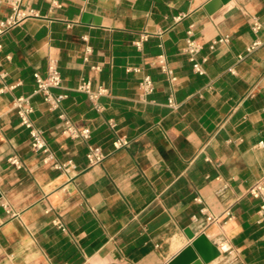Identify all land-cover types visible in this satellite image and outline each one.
<instances>
[{
    "label": "crops",
    "instance_id": "1",
    "mask_svg": "<svg viewBox=\"0 0 264 264\" xmlns=\"http://www.w3.org/2000/svg\"><path fill=\"white\" fill-rule=\"evenodd\" d=\"M14 2L40 17L0 36V264H170L201 234L221 252L209 264H264L263 202L249 194L264 184V0H0V21ZM50 59L63 78L52 92L67 96L56 111L36 93ZM86 81L108 89L101 112L77 90ZM19 97H31L50 163L31 148ZM61 114L90 140L64 135ZM120 137L129 144L115 149ZM89 145L101 164L89 165Z\"/></svg>",
    "mask_w": 264,
    "mask_h": 264
},
{
    "label": "built area",
    "instance_id": "2",
    "mask_svg": "<svg viewBox=\"0 0 264 264\" xmlns=\"http://www.w3.org/2000/svg\"><path fill=\"white\" fill-rule=\"evenodd\" d=\"M40 14L31 8H21L17 2L12 3V13L5 19L0 21V36L4 35L5 33L9 32L13 28L21 25L24 21L29 18H39ZM180 20V18H178ZM261 28L259 22H255L253 24V30L258 32ZM149 36L147 34H143L141 39L136 42L138 47H141L142 43L147 41ZM230 37H222L218 38L212 42L210 48L214 50L217 45L222 43H228ZM262 46L261 41H255L252 43L247 49L245 55L251 54L255 52L258 48ZM2 49V45H0V51ZM202 50V46L197 43L193 39H187V45L185 48V52L190 56V61L193 64V70L199 74L204 75L206 73L205 68L203 67L202 63L198 62L196 56ZM91 52V49H88V53ZM245 55H241L240 59H243ZM206 59H204V62ZM159 67L164 73H167L171 79L174 81L176 77L174 76L173 71L168 67L165 57L159 56L158 63ZM94 69H100L99 67H94ZM36 82H37V90L36 93L42 94L44 97L45 103L48 104L49 109L51 111H56L60 108L62 102L66 99V95L64 94H53V89H60L63 87V78L59 70L58 61L56 59H50L48 63V74L46 77H42L38 74L35 75ZM77 90L81 93H84L88 96L90 102L92 103L93 107L97 111H102L103 107L99 103V99L102 96L108 94V89L104 86H99L98 88H94L91 81L82 82ZM141 90L142 95L147 96L152 94L155 90L154 81L150 76H145L141 82ZM172 104V102H171ZM14 107L17 110V113L21 119V125L29 130L30 137H31V148L35 152H41L46 155L45 162L50 163L53 161L54 156L51 152L48 144L44 138V132L38 129L33 121L30 118V115L34 112V108L31 104V97H19L14 101ZM60 119L63 123V134L68 136L73 140H85L88 141L91 138V130L89 128H78L75 124L67 117L65 114L60 115ZM111 127H115L116 124L114 122H110ZM129 144V141L126 137L117 138L113 145L115 149H120ZM106 158V155L103 149L100 146L96 145H89L88 146V153L87 159L90 166H95L101 164ZM9 162L17 168H22L23 164L22 161L13 156L9 159ZM72 165L71 162L68 163ZM67 165H59L55 164L54 167L56 169L65 168ZM249 194L254 197L255 199H261L263 205L261 207V213L264 214V184L257 183L254 185L250 190ZM199 203H201V199H197ZM200 213L206 216L208 222H215L217 219L211 215L206 207L201 208ZM230 215V213L228 212ZM194 221H198V216L193 217Z\"/></svg>",
    "mask_w": 264,
    "mask_h": 264
},
{
    "label": "water",
    "instance_id": "3",
    "mask_svg": "<svg viewBox=\"0 0 264 264\" xmlns=\"http://www.w3.org/2000/svg\"><path fill=\"white\" fill-rule=\"evenodd\" d=\"M220 1L222 4H227L230 0ZM220 255V250L205 234H201L174 257L170 264H209Z\"/></svg>",
    "mask_w": 264,
    "mask_h": 264
}]
</instances>
